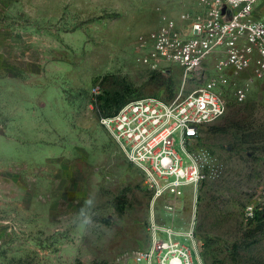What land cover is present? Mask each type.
Returning a JSON list of instances; mask_svg holds the SVG:
<instances>
[{"label":"rangeland","instance_id":"rangeland-1","mask_svg":"<svg viewBox=\"0 0 264 264\" xmlns=\"http://www.w3.org/2000/svg\"><path fill=\"white\" fill-rule=\"evenodd\" d=\"M186 0H0V264H118L166 230L195 264H264V87L206 126L207 180L174 211L121 153L96 96L172 98L174 75L142 62ZM264 20V0L257 7ZM124 206L121 207V204ZM123 209V213H120ZM143 264V263H140Z\"/></svg>","mask_w":264,"mask_h":264},{"label":"built area","instance_id":"built-area-1","mask_svg":"<svg viewBox=\"0 0 264 264\" xmlns=\"http://www.w3.org/2000/svg\"><path fill=\"white\" fill-rule=\"evenodd\" d=\"M260 1L186 0L176 17L163 16L141 62L151 72L179 73L180 89L172 98L129 102L102 121L157 197L170 198V211L186 189L197 190L208 178L209 155L192 153L190 146L232 104L247 101L248 80L264 87V20L256 9ZM255 216L256 209L248 208L247 219ZM194 250L170 229L163 240L153 239L149 249L137 250L118 264H195Z\"/></svg>","mask_w":264,"mask_h":264},{"label":"trees","instance_id":"trees-1","mask_svg":"<svg viewBox=\"0 0 264 264\" xmlns=\"http://www.w3.org/2000/svg\"><path fill=\"white\" fill-rule=\"evenodd\" d=\"M129 103V97L124 91L106 92L96 96L95 109L99 118H109L114 116L124 105ZM124 203L121 204V207ZM123 213V209H120ZM256 223L257 230L264 224V210L256 211L255 219L251 221Z\"/></svg>","mask_w":264,"mask_h":264}]
</instances>
